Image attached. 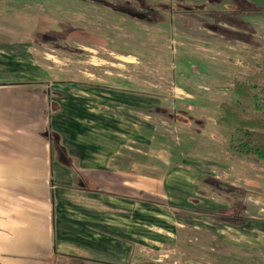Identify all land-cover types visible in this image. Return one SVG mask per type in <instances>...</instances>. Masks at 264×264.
Instances as JSON below:
<instances>
[{
    "label": "rangeland",
    "instance_id": "obj_1",
    "mask_svg": "<svg viewBox=\"0 0 264 264\" xmlns=\"http://www.w3.org/2000/svg\"><path fill=\"white\" fill-rule=\"evenodd\" d=\"M91 1L0 0V39L27 35L32 57L61 83L97 91L107 138L119 144L117 175L102 179V190L90 184L112 201L109 229L123 245L113 262L264 264V162L235 154V125L221 121L224 104L257 117L225 89L261 86L264 47L216 36L204 17L162 13L163 22L149 24L105 7L137 0ZM248 21L262 39L264 17ZM39 33L54 42L41 45ZM161 110L187 113V124ZM238 204L243 219L230 216Z\"/></svg>",
    "mask_w": 264,
    "mask_h": 264
},
{
    "label": "crops",
    "instance_id": "obj_2",
    "mask_svg": "<svg viewBox=\"0 0 264 264\" xmlns=\"http://www.w3.org/2000/svg\"><path fill=\"white\" fill-rule=\"evenodd\" d=\"M247 1L263 10L245 21L264 47L248 21L264 17V0ZM38 37L41 45L55 38ZM0 41V264H115L123 245L109 229L112 201L89 189L119 171L97 91L61 83L32 57L27 35ZM51 138L77 173L61 164Z\"/></svg>",
    "mask_w": 264,
    "mask_h": 264
},
{
    "label": "trees",
    "instance_id": "obj_3",
    "mask_svg": "<svg viewBox=\"0 0 264 264\" xmlns=\"http://www.w3.org/2000/svg\"><path fill=\"white\" fill-rule=\"evenodd\" d=\"M80 1L90 2L91 0ZM227 2H229V4H225ZM240 3H242V6ZM222 4H225L226 10L220 11L212 9V7H219ZM105 7L114 12L127 15L132 19L139 21L142 20L149 24L163 22L164 19L161 18L162 13L183 18L192 17L197 20L204 17V19L212 20V23H204V26L214 32L216 36H221L225 40L243 42L251 49L263 47V43L255 37L254 31L245 21V17L262 14L263 10L260 7L249 3L247 0H176L175 4L172 5L155 4L145 0H137L134 4L125 3L118 4L116 7L110 5H106ZM198 15H200V17ZM216 17L220 18L218 19V24L213 23V20H215ZM230 25L235 27V29L232 30V26ZM262 66L264 70V55ZM225 90L232 93L234 97L240 100L249 101L257 116L255 119L247 118L243 111L240 113L234 112L227 104L222 106L223 117L221 118V121L227 124L233 123L235 125V141L237 140L235 143L239 147L237 149L238 151L233 150V152L242 157L253 156L257 160L264 162V71L261 74V86L235 84L232 88H227ZM159 111L160 110H158V112ZM161 113L168 114V116L177 123L183 122L187 124L186 118L183 116L185 112L183 111L169 113L168 111L161 110ZM185 114L187 115V113ZM51 146L53 147L54 154H60L61 164L65 165L74 173H77V163L71 157L65 156L62 151L63 148L56 145L52 138ZM210 182L211 186L219 190L227 191L229 193H239L242 195L247 194L244 191L242 192L227 186H222L218 182H213L211 180ZM246 184L253 183L246 182ZM251 196H255L257 200H263V197L259 195H253L251 193ZM245 207V205L238 204L236 207L231 208L230 216L233 218H245L244 215H242V211H239L241 208ZM75 264L99 263L77 259Z\"/></svg>",
    "mask_w": 264,
    "mask_h": 264
}]
</instances>
